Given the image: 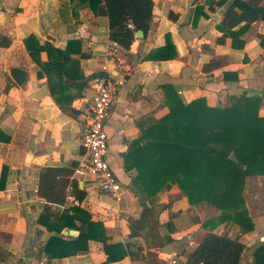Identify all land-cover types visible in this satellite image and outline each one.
<instances>
[{
	"label": "crops",
	"instance_id": "crops-1",
	"mask_svg": "<svg viewBox=\"0 0 264 264\" xmlns=\"http://www.w3.org/2000/svg\"><path fill=\"white\" fill-rule=\"evenodd\" d=\"M217 1L152 0L147 34L134 35L125 51L109 41L108 19L96 15L87 3L0 0V264H34L53 235L37 223L39 216L45 210L66 213L74 205L103 223L107 244L123 246L126 256L111 264H185L206 234L201 224L216 210L204 203L189 205L176 185L166 186L140 205L130 189L134 171L124 169L123 154L127 142L168 112L162 86L171 85L184 103L203 97L212 107L228 105L233 96L264 93V46L259 38L264 36V23L252 25L240 37L241 49L232 48L230 39L216 44L222 36L217 25L231 3L218 7ZM29 36L39 45L49 43L61 50L71 41L79 44L71 47V58L77 61L85 86L79 96L73 86L66 90L74 96L73 115L62 111L52 98L46 75L26 50L24 41ZM166 40L176 50L175 59L143 60ZM211 60L221 66L204 72V64ZM40 61H48L46 52L40 53ZM103 67L111 76L124 77L105 124L108 160L122 185L123 201L116 203L94 184L75 180L85 193L80 203L48 204L37 195L39 171L78 163L84 114L93 93L89 78ZM11 68L24 70L22 85L11 78ZM224 74L230 77L224 79ZM259 114L264 116V97ZM244 195L254 230L238 234L235 225L223 223L214 232L243 243L239 264H253V250L264 241V177L248 178ZM62 235L76 237L78 232L65 228ZM167 244L172 250L164 253ZM106 259L102 243L88 241L86 252L49 257V264H102Z\"/></svg>",
	"mask_w": 264,
	"mask_h": 264
},
{
	"label": "trees",
	"instance_id": "trees-1",
	"mask_svg": "<svg viewBox=\"0 0 264 264\" xmlns=\"http://www.w3.org/2000/svg\"><path fill=\"white\" fill-rule=\"evenodd\" d=\"M73 1V0H72ZM87 3L98 16L108 19V39L128 51L137 31L147 34L152 22V0H77ZM228 0H219L220 7ZM213 4V0H206ZM264 23V0H231L217 25L222 36L216 44L231 40V47L241 49L240 39L254 24ZM264 46V36L259 35ZM32 61L46 75L50 94L62 111L73 115L71 101L66 94L70 86L82 93L85 79L78 63L71 58L69 42L65 50L49 43L39 45L29 36L24 41ZM46 52L48 61H40ZM177 57L169 40L152 50L143 60H170ZM221 66L217 60L204 64L202 70L211 72ZM41 76V73H38ZM230 74H224V79ZM237 80L236 74H232ZM168 112L151 126L141 130L138 138L127 142L123 154L126 171H134L130 189L140 205L154 197L168 185H176L189 205L206 204L216 214L201 224L206 234L188 254L185 264H239L245 249L238 239L219 235L214 230L221 224L235 225L238 234L254 230L250 210L244 195L248 178L264 177V116L259 114L262 94H241L229 98L228 105L209 106L205 98L198 97L184 103L171 85L162 86ZM234 154L238 163L229 159ZM77 162L59 168H42L39 171L37 195L48 204L62 205L66 188L73 187V196L81 202L84 191L70 177ZM37 223L53 235L44 252L50 258H63L86 252L88 241L103 245L107 259L102 264L122 260L126 253L120 244H107L103 223L91 220V215L79 206H71L66 213L51 214L45 210ZM78 232L76 237L63 236V229ZM131 230V229H130ZM131 234H135L131 230ZM253 264H264V241L252 253Z\"/></svg>",
	"mask_w": 264,
	"mask_h": 264
},
{
	"label": "built area",
	"instance_id": "built-area-1",
	"mask_svg": "<svg viewBox=\"0 0 264 264\" xmlns=\"http://www.w3.org/2000/svg\"><path fill=\"white\" fill-rule=\"evenodd\" d=\"M102 72L108 75L106 79H92L93 93L84 114V131L79 140L81 154L70 180L90 182L101 193L120 203L124 193L108 160L109 142L105 124L115 103L117 90L124 84V77L111 76L106 67L102 68ZM72 192L73 187L69 184L66 188V200L76 202ZM49 261L48 255L43 253L34 264H49Z\"/></svg>",
	"mask_w": 264,
	"mask_h": 264
},
{
	"label": "water",
	"instance_id": "water-1",
	"mask_svg": "<svg viewBox=\"0 0 264 264\" xmlns=\"http://www.w3.org/2000/svg\"><path fill=\"white\" fill-rule=\"evenodd\" d=\"M142 36H143L142 31H137L135 33V37L136 38H142ZM9 73H10L11 78L13 79V81L17 85H22L23 84V82L25 80V72H24V70L19 69V68H11L9 70ZM99 77L106 79L108 77V75L106 73H103V72H98V73H95V74L91 75L89 79L92 80L94 78H99ZM229 159H231L235 163H238V161H237V159H236L234 154H230L229 155ZM69 233L72 234V231L70 230ZM171 250H172V245L171 244H167V245H165L162 248V252H164V253H169V252H171Z\"/></svg>",
	"mask_w": 264,
	"mask_h": 264
}]
</instances>
